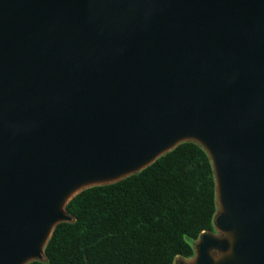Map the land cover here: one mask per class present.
I'll use <instances>...</instances> for the list:
<instances>
[{"label": "water", "instance_id": "obj_1", "mask_svg": "<svg viewBox=\"0 0 264 264\" xmlns=\"http://www.w3.org/2000/svg\"><path fill=\"white\" fill-rule=\"evenodd\" d=\"M189 141L219 235L175 264H264V0H0V264Z\"/></svg>", "mask_w": 264, "mask_h": 264}, {"label": "trees", "instance_id": "obj_2", "mask_svg": "<svg viewBox=\"0 0 264 264\" xmlns=\"http://www.w3.org/2000/svg\"><path fill=\"white\" fill-rule=\"evenodd\" d=\"M66 210L74 221L57 225L45 260L29 264H175L216 233L213 163L184 142L137 174L81 191Z\"/></svg>", "mask_w": 264, "mask_h": 264}, {"label": "rangeland", "instance_id": "obj_3", "mask_svg": "<svg viewBox=\"0 0 264 264\" xmlns=\"http://www.w3.org/2000/svg\"><path fill=\"white\" fill-rule=\"evenodd\" d=\"M215 234L219 235V233L217 231ZM178 259H183L186 263H191L193 261V258H190V259L178 258Z\"/></svg>", "mask_w": 264, "mask_h": 264}]
</instances>
